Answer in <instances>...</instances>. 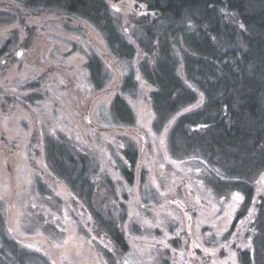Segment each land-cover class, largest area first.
<instances>
[{"label": "rangeland", "instance_id": "rangeland-1", "mask_svg": "<svg viewBox=\"0 0 264 264\" xmlns=\"http://www.w3.org/2000/svg\"><path fill=\"white\" fill-rule=\"evenodd\" d=\"M107 1L135 44L133 15L146 13L145 6ZM14 14L13 22L0 24V48L10 49L0 56V205L9 234L52 264H240L238 251L252 248L255 213L237 220L243 195L217 197L202 164L169 154L167 130L153 127L154 88L138 69L143 53L119 59L75 15L28 9ZM95 54L107 72L101 90L87 67ZM132 69L137 89L123 92L122 79ZM179 74L184 77L182 65ZM116 96L133 110V126L114 118ZM49 139L90 158L94 205L114 217L126 252L98 231L92 210L52 171L45 155ZM129 142L140 154L133 184L116 162Z\"/></svg>", "mask_w": 264, "mask_h": 264}, {"label": "trees", "instance_id": "trees-1", "mask_svg": "<svg viewBox=\"0 0 264 264\" xmlns=\"http://www.w3.org/2000/svg\"><path fill=\"white\" fill-rule=\"evenodd\" d=\"M135 1L146 8L133 15L135 44L122 32L107 0H0V24L13 22L22 9L61 11L92 25L119 59L131 61L141 51L139 72L154 88V129L167 130L169 154L177 161L204 166V180L217 197L243 195L236 219L251 212L255 217L252 248L240 249L238 260L264 264V0ZM9 50L7 44L1 47L0 56ZM87 67L94 88L103 89L107 72L102 59L90 56ZM121 89L136 91L133 69L123 77ZM111 108L118 123L135 124L123 97L116 96ZM45 152L55 175L92 210L98 231L126 252L125 234L114 217L94 205L90 158L54 139L47 140ZM139 155L129 142L117 158L129 184L136 180ZM0 264H52L9 234L1 205Z\"/></svg>", "mask_w": 264, "mask_h": 264}, {"label": "water", "instance_id": "water-1", "mask_svg": "<svg viewBox=\"0 0 264 264\" xmlns=\"http://www.w3.org/2000/svg\"><path fill=\"white\" fill-rule=\"evenodd\" d=\"M21 54V52H19V55Z\"/></svg>", "mask_w": 264, "mask_h": 264}]
</instances>
